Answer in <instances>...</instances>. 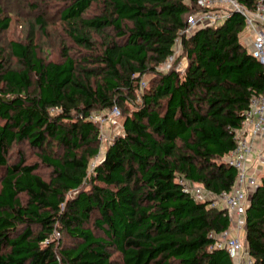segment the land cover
I'll return each instance as SVG.
<instances>
[{
  "label": "trees",
  "instance_id": "16d2710c",
  "mask_svg": "<svg viewBox=\"0 0 264 264\" xmlns=\"http://www.w3.org/2000/svg\"><path fill=\"white\" fill-rule=\"evenodd\" d=\"M50 5L54 21L39 12ZM30 6L26 33L9 41L13 18L0 7V264H233L210 237L230 228L227 211L180 180L215 195L236 184L226 158L264 93L244 15L183 37L180 73L160 68L198 0ZM114 107L120 133L107 145L90 117ZM260 183L245 222L254 264H264Z\"/></svg>",
  "mask_w": 264,
  "mask_h": 264
},
{
  "label": "built area",
  "instance_id": "2783aa9c",
  "mask_svg": "<svg viewBox=\"0 0 264 264\" xmlns=\"http://www.w3.org/2000/svg\"><path fill=\"white\" fill-rule=\"evenodd\" d=\"M201 10L190 16L187 27L181 31L176 39L174 53L160 68L167 72L174 69L182 73L185 65L177 63L182 51L183 37H189L196 32L197 28L206 26H219L225 22L233 12L244 15L247 21V28L253 35L251 42L252 54L264 67V0L256 11H247L236 0H198ZM147 87L144 79L140 88L143 91ZM121 111L114 107L107 114L93 115L90 120L100 127V141L109 145L112 141L110 130L120 126ZM237 146L226 158V163L238 171L235 186L230 192L215 195L202 186L193 185L182 179L181 185L185 193H188L196 202L207 203L212 208H223L231 220L229 229L221 234H211L215 241V248L226 249L233 261V264H254L245 245V239L241 238V232L245 229L246 211L250 204V196L260 186L264 176V93L254 97L250 109L245 113L242 127L237 131ZM258 153V159L253 163L254 155ZM100 160V159H98ZM95 165V164H94ZM56 239L60 234L56 233Z\"/></svg>",
  "mask_w": 264,
  "mask_h": 264
},
{
  "label": "rangeland",
  "instance_id": "374dc122",
  "mask_svg": "<svg viewBox=\"0 0 264 264\" xmlns=\"http://www.w3.org/2000/svg\"><path fill=\"white\" fill-rule=\"evenodd\" d=\"M40 0H0V7L5 10V13L10 14L13 18V23L11 25L10 30L5 34V39L7 41L12 39H20L25 33H26V26L24 25L26 20H32L34 17L33 13H30V8L32 4H39ZM40 13L45 14L48 17V21L52 20L54 21L57 17H54V8H52V5L50 7L41 8ZM37 14V13H35ZM202 25H200L197 30L201 28ZM196 30V31H197ZM248 39L247 48L248 51L251 53L252 47L251 42L253 41V35L251 32L246 29V33L243 36V41L245 42V39ZM148 79V78H147ZM114 130V128H112ZM120 132H110L111 135L119 134ZM257 156V155H256ZM264 162V161H263ZM264 170V165H262ZM246 237V230L243 229L241 232V238L244 240Z\"/></svg>",
  "mask_w": 264,
  "mask_h": 264
},
{
  "label": "crops",
  "instance_id": "0c3cea01",
  "mask_svg": "<svg viewBox=\"0 0 264 264\" xmlns=\"http://www.w3.org/2000/svg\"><path fill=\"white\" fill-rule=\"evenodd\" d=\"M245 39V38H244ZM248 39L246 38L245 39V44L247 45L248 44ZM257 155V156H256ZM258 159V153H256L255 155H254V159H253V163H255L256 162V160ZM246 238V237H245Z\"/></svg>",
  "mask_w": 264,
  "mask_h": 264
}]
</instances>
